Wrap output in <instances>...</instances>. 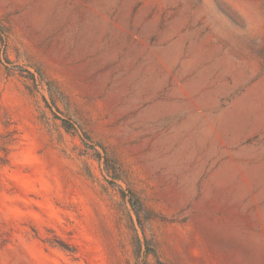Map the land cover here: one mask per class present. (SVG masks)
<instances>
[{
  "label": "rangeland",
  "instance_id": "rangeland-1",
  "mask_svg": "<svg viewBox=\"0 0 264 264\" xmlns=\"http://www.w3.org/2000/svg\"><path fill=\"white\" fill-rule=\"evenodd\" d=\"M0 245L264 264V0H0Z\"/></svg>",
  "mask_w": 264,
  "mask_h": 264
},
{
  "label": "trees",
  "instance_id": "trees-1",
  "mask_svg": "<svg viewBox=\"0 0 264 264\" xmlns=\"http://www.w3.org/2000/svg\"><path fill=\"white\" fill-rule=\"evenodd\" d=\"M133 197H134V195H133V193H131V200H132L131 203H132L133 208L135 209L137 215H139L138 201H133V199H132ZM61 246H64V245H61ZM0 248H1V245H0ZM63 248H65V247H63Z\"/></svg>",
  "mask_w": 264,
  "mask_h": 264
}]
</instances>
